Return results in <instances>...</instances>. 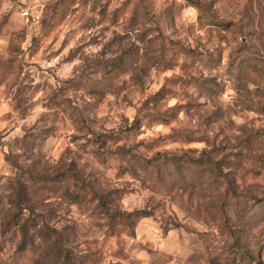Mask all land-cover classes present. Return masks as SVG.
I'll return each mask as SVG.
<instances>
[{
  "label": "rangeland",
  "instance_id": "374dc122",
  "mask_svg": "<svg viewBox=\"0 0 264 264\" xmlns=\"http://www.w3.org/2000/svg\"><path fill=\"white\" fill-rule=\"evenodd\" d=\"M0 264H264V0H0Z\"/></svg>",
  "mask_w": 264,
  "mask_h": 264
},
{
  "label": "trees",
  "instance_id": "16d2710c",
  "mask_svg": "<svg viewBox=\"0 0 264 264\" xmlns=\"http://www.w3.org/2000/svg\"><path fill=\"white\" fill-rule=\"evenodd\" d=\"M164 155H159L157 156L156 158H159V157H163ZM19 229H20V232L22 234V237H23V243L26 244L28 243V238H29V229H28V225L26 222L24 223H20L19 224Z\"/></svg>",
  "mask_w": 264,
  "mask_h": 264
},
{
  "label": "clouds",
  "instance_id": "9594fccd",
  "mask_svg": "<svg viewBox=\"0 0 264 264\" xmlns=\"http://www.w3.org/2000/svg\"><path fill=\"white\" fill-rule=\"evenodd\" d=\"M190 11H194V10H190Z\"/></svg>",
  "mask_w": 264,
  "mask_h": 264
}]
</instances>
